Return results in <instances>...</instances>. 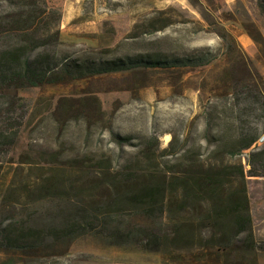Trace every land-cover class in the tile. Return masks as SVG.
Wrapping results in <instances>:
<instances>
[{
    "label": "rangeland",
    "instance_id": "rangeland-1",
    "mask_svg": "<svg viewBox=\"0 0 264 264\" xmlns=\"http://www.w3.org/2000/svg\"><path fill=\"white\" fill-rule=\"evenodd\" d=\"M23 1L0 0V15ZM49 1L62 14L51 19L52 28L60 30V57L201 62L138 66L10 92L7 99L15 97L17 107H29V118L11 154L14 158L0 162V228L10 222L20 227L34 213L46 220L65 214L69 198L77 194L71 187L73 169L80 164L89 173L88 183L106 156L110 178L155 166L186 170L198 159L220 162L214 154L218 138H235L243 125L258 127L264 136L261 0H81L78 9L67 5L68 0ZM93 154L97 159L83 157ZM249 154L244 150L233 159L246 173ZM16 170L32 171L31 179L41 184L63 174L68 192L23 197L14 207L16 194H7V189ZM78 177L83 180L81 173ZM247 186L258 245L255 256L230 248L215 261L200 252L197 234L185 246L165 240L156 248L136 241L120 245L109 238L112 231L100 225L69 242L25 254L5 248L0 239V264H264V176H248ZM15 187L22 191L20 182ZM86 192L91 193L89 186ZM92 193L98 199V192ZM125 219L129 226L155 225L134 213Z\"/></svg>",
    "mask_w": 264,
    "mask_h": 264
},
{
    "label": "trees",
    "instance_id": "trees-1",
    "mask_svg": "<svg viewBox=\"0 0 264 264\" xmlns=\"http://www.w3.org/2000/svg\"><path fill=\"white\" fill-rule=\"evenodd\" d=\"M16 4V9L0 15L2 163L14 158L11 154L15 153L29 118V107H17L15 97L7 99L10 92L66 78H84L138 66H184L201 62L185 58L160 63L143 56L104 61L60 57L56 51L60 30L53 29L51 23L52 16L61 18L60 10L49 0H24ZM260 6L264 11V0H261ZM262 103L264 105V98ZM250 125H243L235 138L227 139L226 135L222 136L224 139L221 136L218 138L220 142L214 154L220 157V162L198 159L186 170H163L155 166L148 172L132 169L110 178L104 165L110 157L103 155L105 158L98 161L92 172L96 176L88 183L85 179H88L89 173L80 164V169H73L75 186L71 187L77 194L75 199L69 198L65 214L58 213V216L46 220L44 216L34 213L20 227L7 223L0 228V239L6 244L5 248L20 250L25 254L30 249L69 242L96 231L101 225L112 231L109 238L120 245L136 241L145 247L156 248L165 240L185 246L197 234L201 241L200 252L203 250V256L215 261L227 256L230 248L255 256L258 245L253 230L247 181L248 176H264V143L257 145L262 131ZM121 140H126V137H121ZM244 150H250L251 168L247 173L241 162H233ZM83 157L97 159L94 154ZM227 157L231 159L225 161ZM79 173L83 180L79 179ZM31 175L32 171L24 174L22 170H16L12 173L7 194H16V200L12 201L14 207L23 197L38 195L48 198L56 193L68 192L63 174L48 177L46 184H41L39 179H31ZM17 182L21 183V192L14 188ZM87 183L91 193L95 190L98 192V199L86 192ZM131 213L155 222L154 227L143 223L129 226L125 216Z\"/></svg>",
    "mask_w": 264,
    "mask_h": 264
},
{
    "label": "crops",
    "instance_id": "crops-1",
    "mask_svg": "<svg viewBox=\"0 0 264 264\" xmlns=\"http://www.w3.org/2000/svg\"><path fill=\"white\" fill-rule=\"evenodd\" d=\"M66 4L72 5V7H76V9H78L80 7L81 0H68Z\"/></svg>",
    "mask_w": 264,
    "mask_h": 264
},
{
    "label": "built area",
    "instance_id": "built-area-1",
    "mask_svg": "<svg viewBox=\"0 0 264 264\" xmlns=\"http://www.w3.org/2000/svg\"><path fill=\"white\" fill-rule=\"evenodd\" d=\"M264 142V136L261 137L259 140H258V144H262Z\"/></svg>",
    "mask_w": 264,
    "mask_h": 264
},
{
    "label": "clouds",
    "instance_id": "clouds-1",
    "mask_svg": "<svg viewBox=\"0 0 264 264\" xmlns=\"http://www.w3.org/2000/svg\"><path fill=\"white\" fill-rule=\"evenodd\" d=\"M258 144V143H257Z\"/></svg>",
    "mask_w": 264,
    "mask_h": 264
}]
</instances>
